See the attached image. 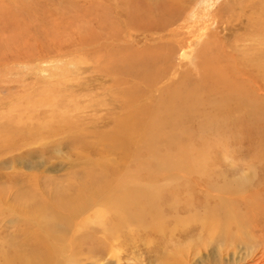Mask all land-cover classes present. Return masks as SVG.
<instances>
[{"label": "rangeland", "instance_id": "1", "mask_svg": "<svg viewBox=\"0 0 264 264\" xmlns=\"http://www.w3.org/2000/svg\"><path fill=\"white\" fill-rule=\"evenodd\" d=\"M241 1L182 4L186 14L162 35L167 43L160 42L164 52L178 42L169 56L171 67L180 68L174 82L185 80L181 73L193 69L186 65L185 54L194 57L192 65L199 61L197 55L209 42L206 35L216 36L211 40L223 42L220 46L227 47L228 53L231 48L244 49L238 48V43L245 44L239 40L262 34L264 26H254L258 17L254 4L263 6V0H253L255 10L248 9L249 0L242 1L243 6ZM13 12L0 18V264L15 251L29 253L55 245L58 237L66 248L77 250V264H220L225 243L229 252L223 264H257L254 257L264 252V91L252 90L263 120L253 121L243 131L223 123V113L238 115L236 109L226 108L223 95L203 89V100L191 121L193 137L176 150L199 151L195 168L170 160L147 171L144 166L150 155L139 152L136 142L130 144L129 155L117 149L118 144L99 142V134L110 131V112H116L115 81L107 70L110 45L82 47L79 28H49L42 21L51 17ZM97 35L109 41L100 31ZM251 54L254 59V50L235 57ZM186 80L194 81L192 85L201 82L197 77ZM204 122L216 127L200 130ZM82 134L87 136L79 141ZM128 186H156L166 199L143 218L116 227L96 188H111L106 193L115 190V200L125 204L123 200L134 199ZM231 206L238 214L250 215V223L238 229L240 224L212 222L210 210L219 207L224 213ZM130 209L134 215L143 206L138 202ZM99 210L107 212L101 221L94 217ZM230 232L236 239L241 237L244 246L255 245L259 251L252 256L243 245L229 246Z\"/></svg>", "mask_w": 264, "mask_h": 264}, {"label": "bare ground", "instance_id": "2", "mask_svg": "<svg viewBox=\"0 0 264 264\" xmlns=\"http://www.w3.org/2000/svg\"><path fill=\"white\" fill-rule=\"evenodd\" d=\"M188 1L0 0V18L3 14L7 17L15 10L26 12L27 15H30L29 13L33 11L32 13L35 15L39 13L51 17L47 21H42V24L49 26V28L57 25L79 28L82 32V35H79L81 36L79 42L82 47L110 45V51L107 53L110 63L107 70L110 73L109 76L115 81L116 90L113 92L115 103L113 104L116 112H110L112 124L109 127L110 131L108 134H99V142H113L112 144L115 146L118 144L117 149L122 148L125 155H129L131 152L130 144L136 142L140 148L139 152L150 155L147 163L148 167L144 166L147 171H150L153 165L159 166L160 163L170 160L193 169L200 158L199 151L183 149L181 152H176V150L180 151L181 142L193 137L194 128L191 121H194L197 106L200 104V100H203L205 94L203 89L208 90L211 95L221 93L226 108L236 109L238 115H234L230 111L223 113V123L239 126L241 130L248 131L253 121L263 120L258 97L255 96V92L253 93L252 90L256 92L264 91V30L262 29L261 35L250 34V37L239 40L238 42H245V44L243 46L238 43V48L244 47V49L233 51L231 48L228 53L225 51L227 47L220 46V43L222 45L223 42L219 40L217 43L215 40H211V38L216 36L206 35L207 38H205L209 42L204 44V51L197 55L196 60L199 61L192 65L194 57L186 56L185 54L184 58L188 61L186 65L191 66L193 69L189 68L186 72L181 73L188 80L192 77H197L201 81L200 85H192L194 81L187 83L186 79V81L183 79V81L175 80L177 81L176 83L173 77L179 75L180 68L175 69L174 65L171 67L169 56L172 55L171 50L177 41L170 43L171 45L166 48L167 52L163 51L165 48L163 45L160 46V42L168 41L167 37L165 39L162 35L168 32L169 28L176 25L177 21L182 18V14L185 13L186 9L185 5L182 4L188 3ZM248 2H252L248 6V9H250L253 8V4L256 1L253 3V0H249ZM262 2L263 6L258 7L257 3L259 2L254 4V8L257 11L253 8L258 16L256 21L254 19L256 24L254 26L256 27L259 25L264 26V19L263 17L260 19L259 14L261 12L264 14V0ZM224 12L225 10L222 9L221 15ZM187 20L185 21L187 22ZM17 21L19 22L20 19ZM122 28L125 30H122ZM99 31L105 35L103 37L109 36V41H106L107 39L105 38H100L101 36L97 35ZM220 33L223 34L222 32ZM138 34H143V39L138 37ZM183 34L185 36V33ZM169 35L174 40L177 39L176 35ZM154 36H158V38ZM251 50L255 51L254 59L251 58L254 54L242 56L243 61L240 57L239 60L235 57L238 52L245 54ZM260 81L262 85L259 84ZM254 83L255 86L252 85ZM206 84L211 86L207 88ZM115 109L113 110L115 111ZM109 117L107 116L106 118L109 119ZM215 127V124L204 122L200 124L199 129L212 130ZM4 129L8 133L9 128L5 127ZM84 136L87 135L82 134L78 137L79 141ZM97 186L100 187V182H97ZM128 188L130 189V191L128 190L130 192L129 197L132 193V198L134 199L123 200L125 204L115 200V196H117L115 190L106 193L111 188H96L97 196L107 202V212L111 215L116 227L129 224L133 218H143L150 209L161 206L160 204L166 199L165 194H163L164 191L156 186H128ZM138 202H141L143 209L137 210L132 215L130 204L137 205ZM107 212L99 210L94 217L101 221L107 217ZM209 214L214 224L221 226V224L228 223L227 225L230 224L229 227L234 224H240L238 229L243 228L252 220L250 215L238 214L234 206L226 209L224 213L221 212L219 207H214L209 211ZM258 216L256 215V217ZM227 239V241L231 240L232 243L229 246L240 247L243 245L247 251H250L249 254L252 256H255L257 250L259 251V247L255 245L251 247H248L249 245L244 246L245 242H240L242 240L241 237L236 239L234 232H230ZM263 239L261 237V242H264ZM237 240H239V244ZM65 244V241L58 237L55 245L47 244L42 251L33 250L29 253L15 251L12 257L5 259V264H77L75 261V258H77L75 256L78 254L77 250L74 247L66 248ZM226 246L227 244L225 243L224 248L220 249V264L225 262V254L227 255L229 252L228 248H225ZM180 259L184 260L181 255ZM254 261L257 264H264V252L260 254L259 258L254 257Z\"/></svg>", "mask_w": 264, "mask_h": 264}]
</instances>
